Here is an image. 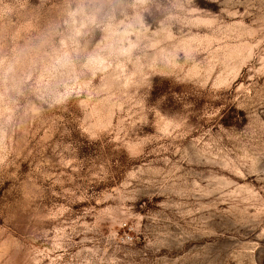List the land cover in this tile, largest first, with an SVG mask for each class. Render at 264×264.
Segmentation results:
<instances>
[{"label":"rangeland","instance_id":"obj_1","mask_svg":"<svg viewBox=\"0 0 264 264\" xmlns=\"http://www.w3.org/2000/svg\"><path fill=\"white\" fill-rule=\"evenodd\" d=\"M0 264H264V0H0Z\"/></svg>","mask_w":264,"mask_h":264}]
</instances>
